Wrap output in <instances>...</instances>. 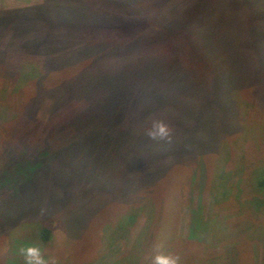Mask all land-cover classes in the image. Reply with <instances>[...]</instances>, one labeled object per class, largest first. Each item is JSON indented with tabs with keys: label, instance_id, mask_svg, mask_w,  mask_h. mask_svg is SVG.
<instances>
[{
	"label": "rangeland",
	"instance_id": "obj_1",
	"mask_svg": "<svg viewBox=\"0 0 264 264\" xmlns=\"http://www.w3.org/2000/svg\"><path fill=\"white\" fill-rule=\"evenodd\" d=\"M1 7L0 264H264V0Z\"/></svg>",
	"mask_w": 264,
	"mask_h": 264
},
{
	"label": "trees",
	"instance_id": "obj_2",
	"mask_svg": "<svg viewBox=\"0 0 264 264\" xmlns=\"http://www.w3.org/2000/svg\"><path fill=\"white\" fill-rule=\"evenodd\" d=\"M61 10H63V8H61ZM19 11H22V9L21 10H17V11H14V13H11L10 12V16H14V18H19L22 14L21 13H17V12H19ZM7 12L8 11H2V12H0V18L3 20L4 18L7 20V22H8V18H10V17H8L7 16ZM19 16V17H18ZM0 19V20H1ZM0 21V27H3L4 28V25H5V23L3 22V21ZM109 30H110V28H108ZM0 32H1V35L3 34V33H5V35H7V32H9V33H11V34H14L15 32H13L12 30H8V31H6L5 29H3V30H0ZM0 39H1V37H0ZM111 39H112V37H111ZM87 46V45H86ZM86 46H82V47H86ZM99 48H101V46H97L96 47V49L98 50ZM82 48H78L76 51L78 52L79 50H81ZM88 48L86 47L85 48V50H87ZM73 60L74 59H72L69 55L67 56V61H66V63H73ZM14 63V62H13ZM12 62H5V64H4V61L3 60H1L0 61V68H2L4 71H5V74L7 75V76H11L12 74H14V72H13V70H14V66L12 65L13 64ZM9 64V65H8ZM8 65V66H7ZM1 66H3V67H1ZM11 68V70H9ZM13 72V73H12ZM97 109H99V106L98 107H96V110ZM107 114V113H106ZM160 149V148H159ZM164 155V154H163ZM163 155H161L162 157H164ZM264 172V168H263V170H262V173ZM262 175V174H261ZM257 185L259 186V187H264V173H263V175L257 180ZM50 235H51V230L49 229V228H45V227H43V228H41V230H40V237L43 239V240H47L49 237H50ZM140 236H142L143 235V231L142 232H140V234H139ZM137 238H138V236H137ZM136 238V240H135V242H137V239Z\"/></svg>",
	"mask_w": 264,
	"mask_h": 264
},
{
	"label": "crops",
	"instance_id": "obj_3",
	"mask_svg": "<svg viewBox=\"0 0 264 264\" xmlns=\"http://www.w3.org/2000/svg\"><path fill=\"white\" fill-rule=\"evenodd\" d=\"M10 0H0V6H2L1 8H6L7 6V3L9 2Z\"/></svg>",
	"mask_w": 264,
	"mask_h": 264
}]
</instances>
